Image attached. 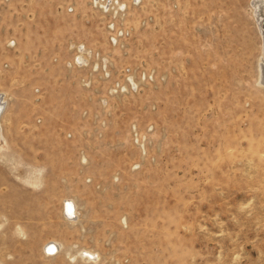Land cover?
Segmentation results:
<instances>
[{
    "label": "rangeland",
    "instance_id": "rangeland-1",
    "mask_svg": "<svg viewBox=\"0 0 264 264\" xmlns=\"http://www.w3.org/2000/svg\"><path fill=\"white\" fill-rule=\"evenodd\" d=\"M257 17L253 0H0V264H264Z\"/></svg>",
    "mask_w": 264,
    "mask_h": 264
},
{
    "label": "bare ground",
    "instance_id": "bare-ground-1",
    "mask_svg": "<svg viewBox=\"0 0 264 264\" xmlns=\"http://www.w3.org/2000/svg\"><path fill=\"white\" fill-rule=\"evenodd\" d=\"M253 5L256 8V15L258 16L257 19H258V22H259L261 20L259 18L260 15H263V14H261V12L264 11V0H253ZM105 7H106V5H105ZM108 7H109V5H108ZM262 26H264L263 23L261 24V22H259L260 31L262 30ZM262 32L264 34V30H262ZM79 58L82 61H84V60L87 61L88 60V59H85L83 54H80ZM87 58H89V57L87 56ZM263 61H264V59H263ZM261 81L264 83V63L261 64ZM6 102H7V100L5 99V96H1L0 95V131L3 130V127H2V115L4 113L3 112V108H4L5 104H6ZM8 145L9 144L7 142V138L4 136V134L1 131V133H0V153H1L2 150L7 149ZM13 162H14V160H13ZM63 206H64L63 207L64 215H65V212H67V219L70 220L71 222H77V203H76L75 199L66 198L64 200ZM21 226L22 225L19 223L20 234H23L24 230H23V228ZM63 246L64 245L62 243L57 242L55 240L54 241H49V242H47L44 245V249L47 250V252L45 254H48L47 256H49V257H54V256L57 255V253L60 251V248L63 247ZM66 253H67L68 257L70 259H72V260H76L78 258H81L84 261H94L95 262V261H98V260L101 259V255L99 253H97L96 250L89 249V248H86V247H82V248H78L77 247L76 248V246H74L71 249H69L68 252L66 250Z\"/></svg>",
    "mask_w": 264,
    "mask_h": 264
}]
</instances>
